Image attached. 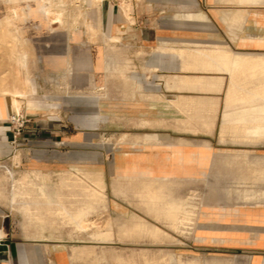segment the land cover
Instances as JSON below:
<instances>
[{
  "label": "crops",
  "instance_id": "crops-1",
  "mask_svg": "<svg viewBox=\"0 0 264 264\" xmlns=\"http://www.w3.org/2000/svg\"><path fill=\"white\" fill-rule=\"evenodd\" d=\"M263 59L264 0H0V160L51 175L109 160L144 184L109 191L111 221L141 224L140 239L15 237L0 205V264H109L135 248L123 254L264 264ZM105 119L114 145L96 141Z\"/></svg>",
  "mask_w": 264,
  "mask_h": 264
},
{
  "label": "rangeland",
  "instance_id": "rangeland-1",
  "mask_svg": "<svg viewBox=\"0 0 264 264\" xmlns=\"http://www.w3.org/2000/svg\"><path fill=\"white\" fill-rule=\"evenodd\" d=\"M13 63L7 58V63ZM264 65V59L262 60ZM12 71L6 70V79L12 78ZM262 122L264 123V102L262 105ZM104 131L96 135V141L104 146L114 145L116 135L109 132L108 119ZM264 136V124L261 129ZM123 135H118L121 141ZM264 184V182H262ZM255 184V185H254ZM248 184L252 191L256 184ZM141 179H117L111 174L110 161L101 167L89 164L69 165L63 170L47 174L39 169L32 171L29 167L19 166L14 158L5 162L0 160V205L5 209L15 237L26 238H68L70 240L92 237L100 234L102 240L120 236L125 239L141 238V224L129 226L125 222L116 224L111 221L108 206L115 203L109 197V191L131 194L141 192ZM230 189L244 190L237 183H231ZM264 186V185H263ZM200 189V188H199ZM246 191V190H245ZM259 189L257 190V192ZM246 193V192H245ZM246 195V194H245ZM246 199V198H245ZM252 200L254 198H251ZM129 205H141V197L123 198ZM128 200V201H127ZM204 194L199 193V202L204 201ZM256 201H264V192ZM121 215H118V217ZM125 216V215H122ZM157 234V230H156ZM122 255H121V254ZM123 253L140 254V249H119L118 256H110L115 261L109 264H206L205 262H147L140 257L125 256ZM106 264V263H105ZM221 264V263H214Z\"/></svg>",
  "mask_w": 264,
  "mask_h": 264
},
{
  "label": "built area",
  "instance_id": "built-area-1",
  "mask_svg": "<svg viewBox=\"0 0 264 264\" xmlns=\"http://www.w3.org/2000/svg\"><path fill=\"white\" fill-rule=\"evenodd\" d=\"M26 120L18 115H13L9 119V125L12 133V144L16 147L21 146L20 136L24 130Z\"/></svg>",
  "mask_w": 264,
  "mask_h": 264
},
{
  "label": "bare ground",
  "instance_id": "bare-ground-1",
  "mask_svg": "<svg viewBox=\"0 0 264 264\" xmlns=\"http://www.w3.org/2000/svg\"><path fill=\"white\" fill-rule=\"evenodd\" d=\"M91 1V3H93L94 1H96V2H100V1H102V0H90ZM20 101H22V100H20ZM24 101V100H23ZM29 101V100H28ZM14 102V101H13ZM26 103V102H25ZM33 103V102H32ZM14 104V103H13ZM29 105V104H28ZM27 109V108H26ZM17 113V112H16ZM17 115V114H16ZM19 115V114H18Z\"/></svg>",
  "mask_w": 264,
  "mask_h": 264
}]
</instances>
